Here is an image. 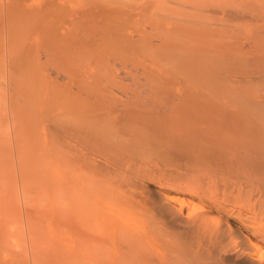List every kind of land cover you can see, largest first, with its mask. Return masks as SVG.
Segmentation results:
<instances>
[{"label": "bare ground", "instance_id": "6f19581e", "mask_svg": "<svg viewBox=\"0 0 264 264\" xmlns=\"http://www.w3.org/2000/svg\"><path fill=\"white\" fill-rule=\"evenodd\" d=\"M0 40L8 124L54 182L31 264H264V0H6Z\"/></svg>", "mask_w": 264, "mask_h": 264}, {"label": "rangeland", "instance_id": "374dc122", "mask_svg": "<svg viewBox=\"0 0 264 264\" xmlns=\"http://www.w3.org/2000/svg\"><path fill=\"white\" fill-rule=\"evenodd\" d=\"M5 2H6V0H1L0 1V4H5ZM4 42H2L1 40H0V58L2 59V56H1V54H2V52H1V49H2V44H3ZM0 59V60H1ZM5 63V62H4ZM0 126H1V129H0V170H1V168H2V171H0V176L2 177L3 175L2 174H5L6 175V178H5V175H4V177L3 178H5L4 180L3 179H1V177H0V190L1 191H3L4 192V194H2L1 193V191H0V193L2 194V197H1V195H0V232H2L3 230H2V228L1 227H3V228H5L4 229V231L2 232V233H6L7 235H9L10 237L8 238V241L11 243H13L12 245H14L13 247V249H11L12 248V246H11V248L9 247H7L8 245L6 244V248L10 251V249H11V251L12 250H14V252H17V253H19V250H20V255H22L23 254V261H24V264L26 263L27 264V262H30V263H28V264H31V257H30V249H31V245L30 244H28L27 243V233H29V230L31 229V228H36L37 230V232H39V231H42V230H40L41 228L39 227V226H35V227H31L30 226V229L29 230H27L28 229V224H29V220L28 219H30V215H28L29 214V212H31V210H34V208H35V211L33 212H31L30 214L32 215H36L37 214V211H39V209H43V210H52V208H53V198L51 199V196H52V193H53V188H54V182H53V180L51 179V175H52V173H51V168H49L48 166H44V165H41L40 163H41V160H42V154L40 155V156H34V153L31 151V153H30V151H29V149L27 150V149H25V148H23V149H21L20 148V146H19V144L18 143H20V141H21V138L17 135V134H14V132L13 131H11V128H10V126L11 125H9V124H11V121H12V114L13 113H11L10 115H9V110H11L10 109V107H12L13 105L11 104V102H9L8 101V97H6L5 96V92H6V83H7V80H8V77H7V74H8V71H7V69L6 68H2V62L0 63ZM7 78V79H6ZM19 78V77H18ZM16 79L14 82H15V85L13 84V86L15 87V88H18V86H19V84H22L21 83V81L20 80H22L23 81V75H20V78L19 79ZM17 80L19 81V82H17ZM5 81V82H4ZM4 94V95H3ZM2 95H3V97H2ZM7 95V94H6ZM8 96V95H7ZM5 97V98H4ZM4 100H5V102H4ZM2 102H3V104H2ZM8 103V104H7ZM9 104L10 105H12V106H9ZM14 108V107H13ZM5 110V111H4ZM27 110V111H26ZM25 110V112H28L29 113V116H30V110H28V109H26ZM13 111V110H12ZM24 112V113H25ZM4 113H5V115H4ZM2 114H3V116H2ZM25 115H27V114H25ZM9 116H11L10 117V120H9ZM28 117V116H27ZM14 119V118H13ZM9 123V124H8ZM8 125H9V127H8ZM6 127H8V128H10V130H8ZM20 138L19 140H18V142H16L15 143V139H17V138ZM11 145V146H10ZM20 145H21V143H20ZM10 146V147H9ZM19 147V148H18ZM10 148V149H9ZM17 148H18V151L20 150V152H21V154H20V152H18V154H20V155H22V151L21 150H27V152L26 153H23V154H25V155H23V156H26L30 161H31V159H34V157H36V159L37 160H40L39 161V164H38V161L37 160H35L34 159V161L37 163V165L38 166H36V168L38 167V168H40L41 169V172L39 173V171H40V169H38V171H37V175H38V177H37V175H36V172H34V169L30 172V168H31V165L29 166V167H27L28 169H26V170H28V172L25 170V168H26V166H27V164H25L26 162H27V158H20V156H18L17 155V153H16V150H17ZM11 150V151H10ZM30 154V155H29ZM10 156L12 157V158H10ZM21 159V160H23V162H25L24 160H26V162L24 163V165L22 164L23 162L22 161H19L20 159L18 158V157ZM38 157V158H37ZM19 160H18V159ZM4 159V160H3ZM9 159H11V161L9 160ZM13 159V160H12ZM6 160H8V162L6 161ZM28 160V161H29ZM21 162L20 163V165H19V162ZM29 161V162H30ZM33 162V161H32ZM31 162V163H32ZM35 162H33V164L35 163ZM21 164H22V166H21ZM26 165V166H25ZM36 165V164H35ZM5 166V167H4ZM24 166H25V168H24ZM40 166V167H39ZM4 167V168H3ZM7 167V172L6 173H4L6 170H5V168ZM22 167H23V169H22ZM35 167V166H34ZM36 168H35V171H36ZM10 169V170H9ZM32 169V168H31ZM42 169H43V171H42ZM13 170V171H12ZM25 170V171H24ZM4 171V172H3ZM21 171H22V176H24V178L25 177H27V176H30V177H28L29 178V180L30 181H28V178H26V180L28 181H24L23 183L26 185L27 184V186H28V188L25 186L24 187V189L25 188H27L28 189V191H23V188H22V184H21V179L20 178H22L23 179V177L20 175V173H21ZM33 172V173H32ZM26 174L27 176H25L24 174ZM29 173V174H28ZM39 173V174H38ZM12 174V175H11ZM7 176L9 177V178H7ZM21 176V177H20ZM41 176L43 177V178H41ZM44 176L46 177V178H44ZM49 177V178H48ZM37 179H38V183H37ZM40 179H44L45 180V182H43L42 183V180H40ZM50 179V180H49ZM48 181V182H47ZM1 182H2V184H1ZM41 182V183H40ZM39 183L40 184H42V185H39ZM44 183H45V185H49V186H46L45 188H46V190H48V188H49V192L47 193V194H49V196L47 195V194H45V195H47V197H49V201H47L46 203L48 204V202H49V204H48V206H47V204H45V206H42V205H44V204H42L41 205V207L42 208H39V205L41 204V201H40V199H42V198H39V196L41 195V193L43 192L42 190H41V188L43 187V190H44ZM49 183V184H48ZM3 184H4V186H3ZM6 184V185H5ZM7 185H9L8 187H7ZM41 186V187H40ZM3 187V188H2ZM48 187V188H47ZM39 188H40V190L42 191V192H40V190H39ZM26 189V190H27ZM27 192L26 194L27 195H24L23 194V192ZM45 191V190H44ZM40 192V193H39ZM31 193V194H30ZM44 193V192H43ZM46 193V192H45ZM23 195H24V198H23ZM29 196V197H28ZM24 199V200H23ZM38 199H39V201H40V203H39V201H38ZM23 200V201H22ZM28 200V201H27ZM35 200V201H34ZM20 201V202H19ZM34 201V202H33ZM42 201H44V199H42ZM46 201V200H45ZM33 203V204H32ZM36 203V205L35 206H33L34 204ZM5 205V206H4ZM32 206L34 207V208H32ZM3 207V208H2ZM29 216V217H28ZM26 219V220H25ZM26 221H28V222H26ZM28 223V224H27ZM32 223V222H31ZM21 225V226H20ZM23 225V226H22ZM25 226H26V228H25ZM22 227V228H21ZM18 228V229H17ZM24 228V229H23ZM40 228V229H39ZM20 229H22L21 230V232H23L24 234H23V236L25 237V244L24 245H30L29 246V248L27 247H24V249H25V251L28 249V251H27V253H28V255L27 256H29V258H25V256H26V254L27 253H23L21 250L23 249V246L21 247L20 245H23V243L24 242H21L22 244H20L19 245V243H20V241H22V240H20L19 241V239L20 238H18L17 236H21L22 237V233L21 232H19L20 231ZM37 232H36V234H37ZM33 234H34V232H32ZM42 235H44L43 237H44V239H47L46 241L48 242H44V244H43V242L41 243V247H39L38 248V252H39V254L40 255H49V254H51L52 253V249H53V238H52V234L50 233L49 235H47V234H42ZM40 233H38L37 234V236H35L36 237V240H40L41 239V241L42 240H44V239H42V238H40L39 239V237H41L42 236ZM41 241H39V242H41ZM45 241V240H44ZM49 242H50V244H49ZM8 243V242H7ZM14 243H16V244H14ZM27 243V244H26ZM46 244H47V246H46ZM49 244V245H48ZM21 247V249L19 248V246ZM10 246V245H9ZM15 247H18V248H16V250H15ZM42 247H44V249L42 248ZM24 249H23V251H24ZM43 249V250H42ZM8 250H7V252L6 251H4V254H8ZM45 250H46V254H44V252H45ZM44 251V252H43ZM25 255V256H24ZM26 256V257H27ZM8 260H9V258H8ZM27 261V262H26ZM8 264H10V262L8 263Z\"/></svg>", "mask_w": 264, "mask_h": 264}]
</instances>
